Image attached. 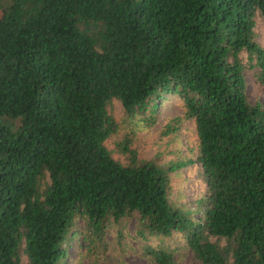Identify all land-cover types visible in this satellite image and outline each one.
I'll return each mask as SVG.
<instances>
[{
	"label": "trees",
	"instance_id": "1",
	"mask_svg": "<svg viewBox=\"0 0 264 264\" xmlns=\"http://www.w3.org/2000/svg\"><path fill=\"white\" fill-rule=\"evenodd\" d=\"M257 13L264 0H0V264H64L79 221L103 240L135 215L144 243L178 232L201 264H264V108L241 58L264 86ZM169 95L195 124L196 222L168 201L191 161L163 168L125 145L122 164L105 145L113 100L132 117Z\"/></svg>",
	"mask_w": 264,
	"mask_h": 264
},
{
	"label": "rangeland",
	"instance_id": "2",
	"mask_svg": "<svg viewBox=\"0 0 264 264\" xmlns=\"http://www.w3.org/2000/svg\"><path fill=\"white\" fill-rule=\"evenodd\" d=\"M255 42L264 49V17L258 13L254 18ZM245 64L244 78L246 95L251 105L264 108V86L257 82L256 69L247 64L246 54L241 55ZM117 129L105 145L114 160L127 164L129 156L123 151L126 145L136 152L143 161H152L167 168L170 163L191 164L170 173L168 201L173 211L186 215L190 220L200 221L204 217L207 187L198 157V140L194 121L185 117L181 99L166 96L157 106L150 105L146 111L129 117L119 101L113 100L108 107ZM137 216L121 219L118 223L107 224L103 240H95L83 221L77 224L78 236L66 246L64 264H152L145 253V244L170 251L173 264H201L187 247L184 235L174 232L166 237H151L146 243L139 238ZM214 241V240H213ZM224 245V241L220 242ZM22 264L27 260L21 257Z\"/></svg>",
	"mask_w": 264,
	"mask_h": 264
}]
</instances>
